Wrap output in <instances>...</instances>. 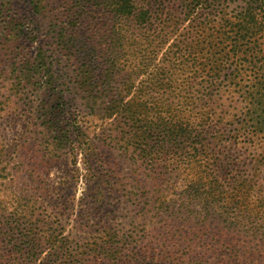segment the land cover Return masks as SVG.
Segmentation results:
<instances>
[{"label":"rangeland","instance_id":"1","mask_svg":"<svg viewBox=\"0 0 264 264\" xmlns=\"http://www.w3.org/2000/svg\"><path fill=\"white\" fill-rule=\"evenodd\" d=\"M102 3L107 0H0V264H143L146 245L170 251L163 264H245L232 251L241 239L253 251L252 264H264V132H235L250 108V86L264 73L250 70L257 61L251 50L246 55L252 45L232 58L233 40L215 37L218 25L227 22L221 17L239 20L245 0L219 5L224 9L210 22L211 40L185 21L161 43L158 33L148 40L140 28L129 31L132 22H116ZM250 38L256 51L264 49V29ZM94 39L106 56L93 52ZM189 39L196 41V65L211 51L220 70L210 85V105L196 110L212 111L213 137L198 142L199 153L192 149L196 139H189L176 156L183 159L177 167L161 165L153 173L99 110L109 105L112 91L125 88L124 78L113 75L91 86L102 93L100 113L93 114L77 93V68L95 59L99 75L115 61L124 75L136 62L149 75L141 71L128 98L148 92L144 99L158 105L169 97L158 93L154 73L188 53ZM182 73L188 79L178 93L189 95L191 72ZM144 80L143 92L138 88ZM186 118L181 121L188 127ZM167 172L170 181L160 175ZM166 187L173 196V220L155 215L153 202ZM232 190L237 195L230 197ZM242 209L255 219L241 222ZM252 221L260 229L248 235Z\"/></svg>","mask_w":264,"mask_h":264},{"label":"trees","instance_id":"2","mask_svg":"<svg viewBox=\"0 0 264 264\" xmlns=\"http://www.w3.org/2000/svg\"><path fill=\"white\" fill-rule=\"evenodd\" d=\"M224 1L226 0H148L147 4L137 6L135 0H107V3H102V6H107L109 8L112 17L117 18V20H115L116 22L130 20L132 24H129L127 27L129 31L135 27L140 28L145 31V38L148 40L154 37L151 36V34L158 33L159 35L155 37L159 38L161 43L166 40V32L168 30L173 29L179 31L181 24L185 21H192L191 24L196 25V30L201 33H206L204 36L208 40H211L213 37H210V35L214 36L215 29L212 27L210 28V22L215 20V16L222 14L221 12H223L224 8L219 10V5L223 4ZM81 8L85 9L86 7L81 6ZM258 15H260L264 22V0H250L249 2L245 0L244 9L238 13L239 20L230 22L225 19L223 15L221 19L227 22L219 24L216 31L217 35L215 34V37L220 36L224 38L223 43L228 39L233 40L231 41V49L229 50V56L232 58L242 54L241 52L244 46L252 45L249 47L250 49H248L246 55H249V50H251L253 58L257 60L252 63L253 66L250 68L254 75L260 72L264 73V56L262 55L264 49L258 47L259 50L256 51V45L251 41V38L249 39L252 33L255 35L261 33L264 29V24H262V22L258 23ZM154 27H157L159 32L150 31ZM243 40H246L245 44L241 43ZM94 41L95 43L92 45L93 52L106 56L107 51L105 54L102 50L99 51V42L95 39ZM195 43V39H189L188 43L186 42L187 48L190 49L188 53L191 56L194 55L195 48L193 46ZM199 46L200 44L197 45V48ZM129 52L131 53V51ZM112 53L113 52L110 54ZM188 53L178 55L179 57L175 58L174 61H169V65H160L154 73L152 78L153 85L156 86L155 88H157L158 93L169 97L165 99V102H161L154 106H152L148 99H144L148 92L143 93L142 96L138 95L133 98H128L131 93L130 90L133 84H135L131 82H134V79L140 76L141 71L146 75L148 74L147 68H143L144 70L139 69L136 62L131 65L133 67L132 70H129V72L124 75L122 72L126 70L117 69L115 61H112L110 68H106L103 70L104 73L101 72L99 75H96L98 65L95 64V59L84 61L77 68V70H79L76 79L78 84L77 93L81 94V99L83 98L85 100V106L89 107L93 114L100 113L99 110H103V116L106 119H112L116 135L120 136L121 140H126L128 142L126 145L127 148L132 147L137 158L153 173H155L157 170L156 168L161 165L165 167H170L171 165L177 167L176 161L183 159L176 156H178L180 151L188 148V146L183 144L189 141V139H196L192 149L199 153L198 142L203 140L207 141L209 138L213 137L209 136L214 130L210 128L215 126L211 125L213 119V115L211 114L212 111L200 113V111L196 110L205 109L206 106L210 105L207 103L211 99L210 85L213 80H216V78L220 76L217 59L211 55L210 51L205 57L206 62L203 61L196 65L197 57L195 55L189 60L184 58ZM94 55H91L90 58ZM106 63H108V61H106ZM260 63L261 65H259ZM254 68L258 70L255 72ZM115 69H117V71ZM186 70L191 72L187 83L189 95L178 93L181 88L180 86L188 79L182 77V72ZM113 75L122 76L124 78L123 84L125 88L112 91V99L109 105L104 109L98 107L100 108L98 110L96 106L102 93L99 89L94 93L93 87L91 86L99 82L105 83L107 80L111 79ZM203 77H206L208 80L206 85H202V80H205L202 79ZM200 85L201 88L196 87ZM146 89L147 85L144 80L138 90L144 92ZM162 89L164 90L162 91ZM168 90L170 94H168ZM165 92L167 93L165 94ZM199 92H202V94L198 95ZM83 93H88V95H82ZM179 96H182L183 99H179ZM248 98H250V108L242 120V125L235 129L237 136L247 132L253 135L264 132V106L261 103L264 98V74L256 79L253 85L250 86ZM176 99L178 103H176ZM200 103L202 105H199ZM183 104L189 105L191 109L183 108ZM159 105L160 108L158 109ZM161 105L167 108L165 110L169 113L168 116L162 115L161 111L164 110V108H162ZM189 112L192 120L186 118ZM183 117L187 119L188 127L183 125L181 121ZM205 124H209L208 127H205ZM195 127L202 128L199 129V131ZM79 128L81 129V126ZM79 133L81 134V131H79ZM85 143L87 142H84V144ZM196 154L193 155V157H196ZM189 157L191 158V156ZM220 160V157H218L215 162ZM185 161L189 163L192 162L191 159ZM219 165L224 166L222 162H219ZM160 175L169 181L172 179V173L170 172ZM230 185L231 184H229V189H231ZM165 189L167 190L166 194L156 195L155 201L153 202V204H157L156 209L158 210V213L155 212V215L162 216V220H173V218L176 217V213L170 211L173 203V196L168 187ZM231 192L230 197L237 195L233 190ZM211 196L212 193L208 191V198ZM249 212V209H242L240 217H242L243 220H241V222L255 219L251 217ZM255 222L256 221H252L250 229L247 228L246 232L248 235H251V233L257 234V230L260 229L255 227ZM260 233L262 237H264V228H261ZM233 243L234 241L230 242V245ZM237 245L238 244H234L232 248L235 261L252 264L254 262L252 258L253 251L247 241L241 239V245L236 247ZM144 255L143 264H163L164 261H168L167 259L170 256V251L168 252L158 248L154 249L146 245Z\"/></svg>","mask_w":264,"mask_h":264}]
</instances>
